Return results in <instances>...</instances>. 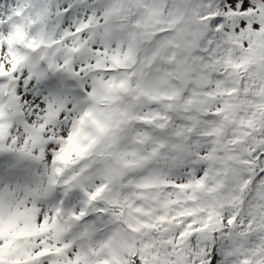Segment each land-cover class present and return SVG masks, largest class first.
Returning <instances> with one entry per match:
<instances>
[{"label": "snow or ice", "instance_id": "1", "mask_svg": "<svg viewBox=\"0 0 264 264\" xmlns=\"http://www.w3.org/2000/svg\"><path fill=\"white\" fill-rule=\"evenodd\" d=\"M0 264H264V0H0Z\"/></svg>", "mask_w": 264, "mask_h": 264}]
</instances>
